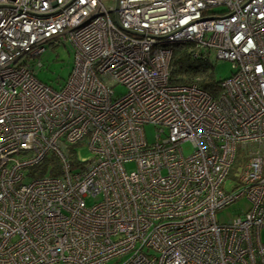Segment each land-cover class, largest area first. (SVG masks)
<instances>
[{"label":"built area","instance_id":"2783aa9c","mask_svg":"<svg viewBox=\"0 0 264 264\" xmlns=\"http://www.w3.org/2000/svg\"><path fill=\"white\" fill-rule=\"evenodd\" d=\"M187 44L230 76L173 81ZM263 221L264 0H0V264H264Z\"/></svg>","mask_w":264,"mask_h":264},{"label":"rangeland","instance_id":"374dc122","mask_svg":"<svg viewBox=\"0 0 264 264\" xmlns=\"http://www.w3.org/2000/svg\"><path fill=\"white\" fill-rule=\"evenodd\" d=\"M217 10H220L219 7H217ZM192 47V45H190ZM73 46L70 43H60L58 40H52L46 44V50L38 58V60L41 61L42 66L36 69V77L48 84L53 89L59 90L65 80L68 78V75L72 69L74 56H73ZM178 53H180V49H175ZM232 71L231 63L225 60H217L210 58L208 61V66L206 69V75L205 77L210 78L211 80H222L228 76H230ZM191 72V71H190ZM194 76H200L199 74L194 73ZM114 90V96L120 97L123 94L126 93V87L122 85H115L113 86ZM143 131L145 133V137L149 143L154 141L155 134H156V128L151 125L147 124L144 126ZM184 154H190L192 152V145L190 142H185L182 144ZM76 151V156L79 161H87L92 158L91 152L88 150V148L81 144L76 145L74 147ZM134 168L133 163H127L126 169L132 170ZM34 175V174H32ZM36 175H39L38 177L43 176L41 173H36ZM36 178V176H31L24 179L25 183H29L32 181V179ZM233 180L229 179L224 184L223 187L226 190H229L230 186L232 185ZM93 199L89 200L87 199V203H92ZM248 206L245 199H240L234 203H232L230 206L218 211L216 213V218L219 222H226L230 219H233L236 214L235 212L240 209L241 207L243 209H246ZM260 239L264 243V221H263V227L260 230ZM115 261H113V264ZM54 264H69V263H54Z\"/></svg>","mask_w":264,"mask_h":264},{"label":"trees","instance_id":"16d2710c","mask_svg":"<svg viewBox=\"0 0 264 264\" xmlns=\"http://www.w3.org/2000/svg\"><path fill=\"white\" fill-rule=\"evenodd\" d=\"M189 48L190 44H187L178 48L181 50L180 53H178L176 50L174 52V56L171 61L173 81H189L194 76L193 74L196 73L203 76L201 79V84L204 87L209 88L208 85H212V83L218 81L205 77V71L207 69L208 63L206 61L191 58L192 54ZM232 172L233 171H231L230 174H232Z\"/></svg>","mask_w":264,"mask_h":264},{"label":"bare ground","instance_id":"6f19581e","mask_svg":"<svg viewBox=\"0 0 264 264\" xmlns=\"http://www.w3.org/2000/svg\"><path fill=\"white\" fill-rule=\"evenodd\" d=\"M235 214L237 215V214H238V212H235Z\"/></svg>","mask_w":264,"mask_h":264}]
</instances>
